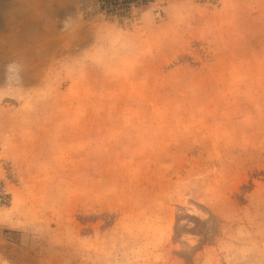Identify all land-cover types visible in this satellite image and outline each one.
<instances>
[{
    "label": "rangeland",
    "instance_id": "374dc122",
    "mask_svg": "<svg viewBox=\"0 0 264 264\" xmlns=\"http://www.w3.org/2000/svg\"><path fill=\"white\" fill-rule=\"evenodd\" d=\"M0 264H264V0H0Z\"/></svg>",
    "mask_w": 264,
    "mask_h": 264
},
{
    "label": "crops",
    "instance_id": "0c3cea01",
    "mask_svg": "<svg viewBox=\"0 0 264 264\" xmlns=\"http://www.w3.org/2000/svg\"><path fill=\"white\" fill-rule=\"evenodd\" d=\"M10 13V12H9ZM13 15H14V13H13Z\"/></svg>",
    "mask_w": 264,
    "mask_h": 264
}]
</instances>
